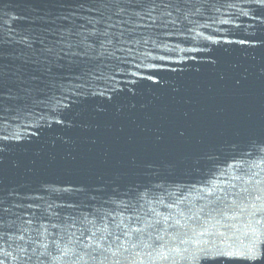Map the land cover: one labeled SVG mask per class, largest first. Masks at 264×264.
I'll return each mask as SVG.
<instances>
[{
    "label": "water",
    "instance_id": "95a60500",
    "mask_svg": "<svg viewBox=\"0 0 264 264\" xmlns=\"http://www.w3.org/2000/svg\"><path fill=\"white\" fill-rule=\"evenodd\" d=\"M253 242L264 4L0 0V264H256L197 258Z\"/></svg>",
    "mask_w": 264,
    "mask_h": 264
},
{
    "label": "snow or ice",
    "instance_id": "6c2138e0",
    "mask_svg": "<svg viewBox=\"0 0 264 264\" xmlns=\"http://www.w3.org/2000/svg\"><path fill=\"white\" fill-rule=\"evenodd\" d=\"M264 4V0H259ZM202 255L197 257L205 261L215 260L220 257H226L233 260L253 261L256 264H261L264 261V253L261 252L257 242L250 243L242 248L226 249V248H205L201 250Z\"/></svg>",
    "mask_w": 264,
    "mask_h": 264
}]
</instances>
